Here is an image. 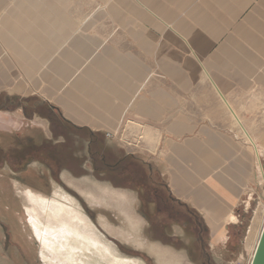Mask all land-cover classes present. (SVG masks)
I'll use <instances>...</instances> for the list:
<instances>
[{
  "label": "crops",
  "instance_id": "1",
  "mask_svg": "<svg viewBox=\"0 0 264 264\" xmlns=\"http://www.w3.org/2000/svg\"><path fill=\"white\" fill-rule=\"evenodd\" d=\"M253 94H264V0H0L3 133L37 136L42 108L87 143L139 134L173 198L215 230L256 157L216 112Z\"/></svg>",
  "mask_w": 264,
  "mask_h": 264
},
{
  "label": "rangeland",
  "instance_id": "2",
  "mask_svg": "<svg viewBox=\"0 0 264 264\" xmlns=\"http://www.w3.org/2000/svg\"><path fill=\"white\" fill-rule=\"evenodd\" d=\"M232 104L223 100L217 120L239 136L248 135L257 152L249 186L216 230L173 198L158 159L138 142L139 134L132 146L115 139L87 143L86 133L71 130L42 108L38 113L48 123L37 125V136L7 127L13 132L9 136L1 126L0 264H67L53 257L31 226L35 217L40 228L59 227L49 209L55 202L83 219L72 223L67 242L85 264H250L264 224V94L237 97ZM123 129L138 132L135 126ZM29 196L44 198L49 206L41 210ZM79 236L97 241L118 262L103 257L98 246L87 251Z\"/></svg>",
  "mask_w": 264,
  "mask_h": 264
},
{
  "label": "bare ground",
  "instance_id": "3",
  "mask_svg": "<svg viewBox=\"0 0 264 264\" xmlns=\"http://www.w3.org/2000/svg\"><path fill=\"white\" fill-rule=\"evenodd\" d=\"M233 116H235V114ZM238 122L240 121L238 120ZM248 140L252 143V147H251L252 152L253 150L257 152L256 151L257 148L254 146L253 142L251 141L249 137H248ZM29 199L32 200L36 204V206L40 207L41 210H44L45 208H47V206H49L46 202L47 200L44 198L36 199L35 197L29 196ZM49 209L50 210L52 209L51 213H52L53 219L54 221L57 220V222L60 223L59 224L60 226L56 228H50L48 226L45 228H40L38 225L39 223L35 219V217H31V226L32 228H34L33 232H35L38 240L41 241L43 245L49 251L54 252L53 257L57 259V261L62 262V263L65 262L67 264H85L86 261L84 262V260H87V259L83 260V258L85 257L81 256L82 254H80L74 247H72L67 242L68 236H71L72 234H74V229H73L74 225L72 223L80 222V221L83 222L82 221L83 219H81V216L79 215L77 211H75L72 208L67 209L66 207L61 205L59 202L58 203L55 202L54 204L50 205ZM83 225L88 226L86 223H83ZM260 233H259V236H260ZM80 238L82 239L83 242L86 241V243L88 244L87 251L90 250V247H93L96 249V247L98 246V248L100 247L99 251L104 254L103 257H105L106 255V257L109 256L114 261L118 262L117 257H115L112 252H110L108 249L103 247L97 241L86 238V237L85 238L80 237ZM257 242L258 240L256 241V245H257ZM255 247H254V250H255ZM78 250L81 251V249H78ZM254 250H253V253H254ZM253 253H252V256H253Z\"/></svg>",
  "mask_w": 264,
  "mask_h": 264
},
{
  "label": "water",
  "instance_id": "4",
  "mask_svg": "<svg viewBox=\"0 0 264 264\" xmlns=\"http://www.w3.org/2000/svg\"><path fill=\"white\" fill-rule=\"evenodd\" d=\"M250 264H264V224Z\"/></svg>",
  "mask_w": 264,
  "mask_h": 264
},
{
  "label": "built area",
  "instance_id": "5",
  "mask_svg": "<svg viewBox=\"0 0 264 264\" xmlns=\"http://www.w3.org/2000/svg\"><path fill=\"white\" fill-rule=\"evenodd\" d=\"M105 138H107V139H110V140H113V139H115V140H118L119 142H121L122 144H126V145H128V146H132L129 142L131 141V140H135V138H136V136H127V135H125L124 134V132H120L119 134H106L105 135ZM137 139V138H136ZM139 140H141V137L139 136L138 137V142H139ZM137 142V143H138Z\"/></svg>",
  "mask_w": 264,
  "mask_h": 264
}]
</instances>
